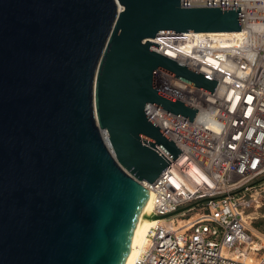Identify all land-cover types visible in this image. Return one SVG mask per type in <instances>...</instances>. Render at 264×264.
<instances>
[{
	"label": "water",
	"instance_id": "water-1",
	"mask_svg": "<svg viewBox=\"0 0 264 264\" xmlns=\"http://www.w3.org/2000/svg\"><path fill=\"white\" fill-rule=\"evenodd\" d=\"M241 30V8L180 0H0V264H126L143 183L171 165L157 147L182 153L146 108L198 112L158 92L156 72L218 84L150 40Z\"/></svg>",
	"mask_w": 264,
	"mask_h": 264
},
{
	"label": "built area",
	"instance_id": "built-area-1",
	"mask_svg": "<svg viewBox=\"0 0 264 264\" xmlns=\"http://www.w3.org/2000/svg\"><path fill=\"white\" fill-rule=\"evenodd\" d=\"M183 9L241 8L234 34H159L151 51L218 82L213 94L158 70V92L198 110L193 122L150 104L146 114L182 152L154 182L160 221L133 264H264L253 229L264 203V0H180ZM102 137L114 156L106 133ZM204 213L187 221L198 208ZM184 220V221H181Z\"/></svg>",
	"mask_w": 264,
	"mask_h": 264
},
{
	"label": "bare ground",
	"instance_id": "bare-ground-1",
	"mask_svg": "<svg viewBox=\"0 0 264 264\" xmlns=\"http://www.w3.org/2000/svg\"><path fill=\"white\" fill-rule=\"evenodd\" d=\"M218 34H234V33H218ZM152 208H153L152 202L151 199H149L143 211V214L138 222V225L136 227L131 250L126 264L134 263V261L140 255L143 248L146 246V242L151 228L160 222L154 218Z\"/></svg>",
	"mask_w": 264,
	"mask_h": 264
},
{
	"label": "rangeland",
	"instance_id": "rangeland-1",
	"mask_svg": "<svg viewBox=\"0 0 264 264\" xmlns=\"http://www.w3.org/2000/svg\"><path fill=\"white\" fill-rule=\"evenodd\" d=\"M256 185L264 184V176L258 180L255 181ZM204 211L202 208H198L195 212H192L188 215V217L185 219V221L197 216L203 214ZM251 215L254 217V222H261L262 223V231H259L261 234H264V203L261 205L260 208L254 209L251 212ZM184 221V220H181Z\"/></svg>",
	"mask_w": 264,
	"mask_h": 264
},
{
	"label": "trees",
	"instance_id": "trees-1",
	"mask_svg": "<svg viewBox=\"0 0 264 264\" xmlns=\"http://www.w3.org/2000/svg\"><path fill=\"white\" fill-rule=\"evenodd\" d=\"M253 226L255 229L262 231V223L261 222H254Z\"/></svg>",
	"mask_w": 264,
	"mask_h": 264
},
{
	"label": "crops",
	"instance_id": "crops-1",
	"mask_svg": "<svg viewBox=\"0 0 264 264\" xmlns=\"http://www.w3.org/2000/svg\"><path fill=\"white\" fill-rule=\"evenodd\" d=\"M253 229L256 230L258 233H260L259 230H257V229L254 228V226H253Z\"/></svg>",
	"mask_w": 264,
	"mask_h": 264
}]
</instances>
